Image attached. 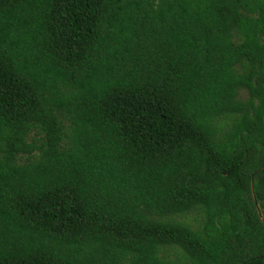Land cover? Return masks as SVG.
Masks as SVG:
<instances>
[{"label": "trees", "instance_id": "16d2710c", "mask_svg": "<svg viewBox=\"0 0 264 264\" xmlns=\"http://www.w3.org/2000/svg\"><path fill=\"white\" fill-rule=\"evenodd\" d=\"M0 264H264V0H0Z\"/></svg>", "mask_w": 264, "mask_h": 264}]
</instances>
